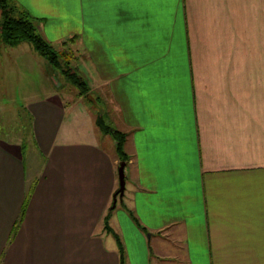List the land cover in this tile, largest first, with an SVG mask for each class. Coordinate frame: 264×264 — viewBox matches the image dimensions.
<instances>
[{
	"label": "crops",
	"instance_id": "obj_1",
	"mask_svg": "<svg viewBox=\"0 0 264 264\" xmlns=\"http://www.w3.org/2000/svg\"><path fill=\"white\" fill-rule=\"evenodd\" d=\"M13 1L50 43L77 39L127 134V264H264V0ZM25 109L40 170L0 134V264H120L116 143L62 141L56 93Z\"/></svg>",
	"mask_w": 264,
	"mask_h": 264
},
{
	"label": "rangeland",
	"instance_id": "obj_2",
	"mask_svg": "<svg viewBox=\"0 0 264 264\" xmlns=\"http://www.w3.org/2000/svg\"><path fill=\"white\" fill-rule=\"evenodd\" d=\"M54 45L57 49L63 48L59 44ZM67 47L78 57V50L74 45ZM26 48L29 50H25ZM79 59L73 61V65L87 79L84 67L77 64ZM89 90L88 98L80 96V91L59 71L49 66L30 44H24L17 49L4 48L0 44V134L7 133L9 139L21 145L22 154H27V179L30 180L33 173L40 170V154L33 149L32 134L28 133L29 114L25 109L26 104L58 94L62 105L67 109L62 141L96 142L94 131L101 133L96 125V118L107 107L102 103L99 92L93 91L91 87ZM103 100L106 101L107 98L104 97ZM106 118H109L108 114ZM102 146L106 145L102 143ZM119 199L120 197L118 201ZM120 206L119 202L117 211ZM109 241L115 242L112 235L105 237L107 247Z\"/></svg>",
	"mask_w": 264,
	"mask_h": 264
},
{
	"label": "trees",
	"instance_id": "obj_3",
	"mask_svg": "<svg viewBox=\"0 0 264 264\" xmlns=\"http://www.w3.org/2000/svg\"><path fill=\"white\" fill-rule=\"evenodd\" d=\"M76 38L62 42V49L47 41L40 31V22L28 11L19 6L13 0H0V44L5 48L17 49L24 44H30L33 50L47 61L49 66L67 78L71 85L80 91V96L89 97V84L86 79L75 69L73 61L77 60L75 53L68 49V45H73ZM96 125L105 136H110L116 143V151L122 162L129 161L125 145L127 134L113 128L107 122L104 115H98ZM25 150L26 147H23ZM118 191V190H117ZM117 193V192H116ZM116 206H112L104 218V226L108 233L112 234L117 242L120 264H127L125 246L120 236L111 228L110 221Z\"/></svg>",
	"mask_w": 264,
	"mask_h": 264
},
{
	"label": "water",
	"instance_id": "obj_4",
	"mask_svg": "<svg viewBox=\"0 0 264 264\" xmlns=\"http://www.w3.org/2000/svg\"><path fill=\"white\" fill-rule=\"evenodd\" d=\"M126 167H127V162H122L119 166L118 169V175H119V190L115 194V199H114V207L117 205L118 201V196L120 198H123L126 192V184H127V177H126Z\"/></svg>",
	"mask_w": 264,
	"mask_h": 264
}]
</instances>
